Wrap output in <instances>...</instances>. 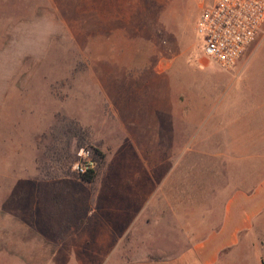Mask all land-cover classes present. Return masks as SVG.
Segmentation results:
<instances>
[{"label": "rangeland", "instance_id": "1", "mask_svg": "<svg viewBox=\"0 0 264 264\" xmlns=\"http://www.w3.org/2000/svg\"><path fill=\"white\" fill-rule=\"evenodd\" d=\"M199 11V0H0V264H27V259L50 257L59 251L57 240L65 235L37 231L42 228L26 222L25 209L11 205L19 184L49 178L53 188H58L60 178L70 176L81 185L79 194L91 199L94 186L79 178L75 164L93 159L96 175L105 154L95 155V148L102 152L95 136L112 148L123 143L119 126L108 120L104 95L97 88L106 76L99 66L115 64L111 71L106 69L114 75L121 71L119 64L148 65L155 59L154 52L162 50L157 66L195 68L197 74L200 70L198 80H191L188 71L182 73L183 78L185 75L196 82V90L199 86L209 88L208 82L218 84L212 90L219 97V112L227 111V119L217 124L213 118L206 127L219 128L225 123L233 127L237 120L253 133L264 128L260 117L264 105V25L240 60L223 70L207 56L204 60L199 55ZM99 19L104 23L99 24ZM108 50L110 57L101 55ZM154 114L158 133L171 138L173 120L160 111ZM221 129L225 143L228 130ZM250 151L247 159L242 157L247 162V174L256 171V159L264 155L260 154L261 145H250ZM214 164L211 161L210 171L208 168L203 175L206 188L214 183L211 175L217 179L222 176V169H215ZM201 171L204 169H186L180 184L192 186L191 181ZM54 191L52 210L58 204L54 201L57 189ZM218 199L208 193L204 211L212 209ZM87 208H83V215ZM211 213L203 228L211 221L215 223ZM158 233V227L148 232L152 252L163 244L174 253L184 246L183 236H192ZM100 237L103 233L90 228L77 238L65 240L55 264H79V260L97 258V242L103 240ZM228 258L229 262L223 263L224 258L220 263L264 264V215Z\"/></svg>", "mask_w": 264, "mask_h": 264}, {"label": "crops", "instance_id": "2", "mask_svg": "<svg viewBox=\"0 0 264 264\" xmlns=\"http://www.w3.org/2000/svg\"><path fill=\"white\" fill-rule=\"evenodd\" d=\"M111 54L108 50L101 55ZM199 55L205 60L201 50ZM153 57L148 65L123 62L119 64L121 71L114 75L110 71L115 64L98 68L106 76L97 88L104 95L108 120L119 126L123 143L120 148H112L95 136L105 161L90 182L94 186L91 199L79 194L81 185L70 176L61 177L58 188H53L49 178L19 184L11 205L20 211L25 209L26 222L42 228L37 231L65 233L57 240L59 251L43 260L27 259V264H55L56 255L65 247L63 242L90 228L103 233V240L97 242V258L91 256L79 260V264H221L224 258L223 263H227L228 254L262 220L264 155L257 157L256 171L248 174L244 160L252 152L250 145H261L260 154H264V128L253 133L237 120L233 127L226 123L219 128L206 127L213 118L217 124L227 119V111L219 112V97L212 90L218 84L208 82L209 88L199 86L196 90V82L189 78L198 80L200 70L197 74L195 68L157 66L162 50L155 51ZM187 71L189 78H183L182 73ZM193 73L196 75L192 77ZM156 111L173 120L171 138L158 133ZM261 112L264 122V105ZM221 128L228 130L225 143ZM211 161L215 169H222V176L217 179L211 175L214 183L206 188L203 175L208 168L210 171ZM188 168L204 169L191 181L192 186L179 182ZM55 189L54 201L58 204L52 210ZM208 193L219 199L206 212L203 202ZM85 206L88 208L83 215ZM212 211L215 223L211 221L203 228ZM155 227L159 228L158 235L177 232L192 236L181 237L184 246L174 253L163 244L152 252L148 232Z\"/></svg>", "mask_w": 264, "mask_h": 264}, {"label": "built area", "instance_id": "3", "mask_svg": "<svg viewBox=\"0 0 264 264\" xmlns=\"http://www.w3.org/2000/svg\"><path fill=\"white\" fill-rule=\"evenodd\" d=\"M196 32L201 51L221 69L229 70L255 41L264 25V0H199ZM88 158L75 164L78 175L93 170Z\"/></svg>", "mask_w": 264, "mask_h": 264}, {"label": "trees", "instance_id": "4", "mask_svg": "<svg viewBox=\"0 0 264 264\" xmlns=\"http://www.w3.org/2000/svg\"><path fill=\"white\" fill-rule=\"evenodd\" d=\"M94 151H95V155H98L99 157H103L102 152H100L98 149L95 148ZM78 176L82 181L90 183L93 180L95 173H94V170L90 169L86 173L78 175Z\"/></svg>", "mask_w": 264, "mask_h": 264}]
</instances>
